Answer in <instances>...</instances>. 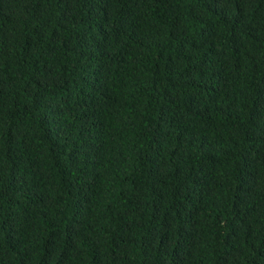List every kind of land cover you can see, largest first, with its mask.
Listing matches in <instances>:
<instances>
[{
    "label": "trees",
    "instance_id": "1",
    "mask_svg": "<svg viewBox=\"0 0 264 264\" xmlns=\"http://www.w3.org/2000/svg\"><path fill=\"white\" fill-rule=\"evenodd\" d=\"M0 264H264V0H0Z\"/></svg>",
    "mask_w": 264,
    "mask_h": 264
}]
</instances>
